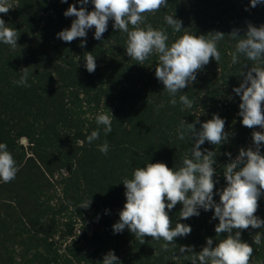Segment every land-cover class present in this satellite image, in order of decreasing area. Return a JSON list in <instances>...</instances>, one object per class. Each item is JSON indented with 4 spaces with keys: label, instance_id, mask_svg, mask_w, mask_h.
Masks as SVG:
<instances>
[{
    "label": "trees",
    "instance_id": "16d2710c",
    "mask_svg": "<svg viewBox=\"0 0 264 264\" xmlns=\"http://www.w3.org/2000/svg\"><path fill=\"white\" fill-rule=\"evenodd\" d=\"M10 3L13 8L0 13V18L17 31L18 39L15 48L0 42V143L7 145L19 171L9 183L0 180V264H102L109 251L121 264H191L190 254L179 253L180 246H191L198 253L207 238H213V246L225 238L226 233L215 232L219 220L212 218L214 210L201 208L199 216L183 220L180 203L166 209L172 226L179 222L192 231L175 238L176 245L167 251L161 248L162 239L146 236L141 244L127 228L114 233L113 225L126 203L123 179H131L134 170L147 163L163 162L177 169L186 155L191 158L194 144L190 134L178 138L181 122L198 118L199 130L214 114L225 120L227 142L215 146L205 141L201 150L216 152L213 199L219 203L218 192L227 186L226 154L234 160L241 148L253 146L254 131L264 132L242 125L241 99L233 89L243 81L241 71L246 73L256 62L239 55L232 64L230 53L238 40L227 34L238 29L243 36L249 23L264 25V3L253 8L250 0H167L159 11L145 14L140 26L164 30L169 45L185 33L209 39V33H225L217 42L220 61L210 58L196 73V81L176 94L175 105L155 76L158 56L151 55L143 65L128 57L127 34L114 29V21L109 20L101 40L94 39V27L88 29L86 45L80 47L85 38L70 43L57 38L76 19L64 12L70 5L79 9L78 0ZM86 8L94 9L91 0ZM167 15L182 21L180 32L166 23ZM89 52L97 65L92 73L85 67ZM23 68H28L29 86L15 83ZM181 95L193 101L192 108L180 102ZM101 113L113 115L107 135L96 123ZM97 129L99 139L89 144L87 136ZM105 141L107 154L99 151ZM90 200V206L82 208ZM255 215L264 220V193ZM77 220L93 227L91 253L73 244L63 247ZM240 232L241 240L253 247L250 264H264V228ZM257 232L262 234L259 245L253 242Z\"/></svg>",
    "mask_w": 264,
    "mask_h": 264
},
{
    "label": "clouds",
    "instance_id": "9594fccd",
    "mask_svg": "<svg viewBox=\"0 0 264 264\" xmlns=\"http://www.w3.org/2000/svg\"><path fill=\"white\" fill-rule=\"evenodd\" d=\"M61 2L66 3L67 0ZM78 2L81 5L79 9L70 5L64 12L66 17L74 16L76 19L70 28L59 32L57 38L69 43L77 38H85L80 44V47H84L88 29L94 27V39L101 40L109 20L114 21L113 28L127 34L128 57L143 65L151 55L158 56L155 76L163 83L164 90L173 97L170 101L172 105L177 103L176 94L196 81V73L210 62V58H214L217 63L221 59L217 42L224 39L225 33H209L210 39L205 35L185 33L169 45V37L164 30H156L151 24L140 26L146 20V13L159 11L167 4V0H91L94 5L92 11L86 8L89 0ZM262 3L264 0H250L253 8ZM12 8L10 0H0V13L7 14ZM165 21L174 32L181 31V20L167 15ZM129 25L132 26L131 30ZM227 35L238 40L235 51L230 53L232 64L238 62L239 55L256 62L246 73L241 71L243 81L233 89L241 99L239 115L242 117V125L250 129L257 126L264 129V67L261 66L264 61V25L256 27L249 23L243 36L239 35L238 29ZM17 39V31L8 27L0 18V42L15 48ZM85 61L87 71L94 72L97 65L91 52L85 53ZM20 72L23 75L15 83L18 86H29L28 68ZM179 100L186 108L193 107V101L187 95H181ZM112 118V114L110 116L106 113L96 116V123L104 126L105 135L112 132ZM196 123H199L198 118L193 123H186L185 120L181 122L182 130H178V138L183 140L186 134H190L194 144L191 147V158L186 155L177 169L169 168L163 162L147 163L145 167L136 168L131 179H123L126 203L119 213V221L113 225V231L121 233L127 228L135 238L140 239L141 244H144L146 236L154 240L162 239L165 243L161 248L167 251L169 245L175 244V238L185 237L192 231L191 226L179 222L173 227L168 211L180 203L182 209L179 218L186 220L199 216L201 208L205 211L214 210L212 218L219 220L215 232L217 236L226 233L225 238L215 246L213 238H207L206 245L198 253L191 246H180L179 253L190 254L188 258L191 264H250L253 247L241 240L240 230L264 228V220L255 215L258 200L264 193V155L261 154L264 132L254 131L253 146L241 148L234 160L231 159V153L226 154L230 157L223 171L227 186L218 192L217 203L213 199L216 152L207 149L202 151L201 145L205 141L215 146L221 145L227 142L229 134L224 131L225 120L218 114L203 122L199 130L195 127ZM99 137L100 131L97 129L87 136V141L91 144ZM108 149L106 141L99 146L103 154H107ZM18 171L7 145L0 143V180L9 183L16 178ZM90 203L91 200L82 208H88ZM261 239L262 234L257 232L254 244L259 245ZM102 264L121 262L114 251H109L104 255Z\"/></svg>",
    "mask_w": 264,
    "mask_h": 264
},
{
    "label": "rangeland",
    "instance_id": "374dc122",
    "mask_svg": "<svg viewBox=\"0 0 264 264\" xmlns=\"http://www.w3.org/2000/svg\"><path fill=\"white\" fill-rule=\"evenodd\" d=\"M22 143L24 145H27L26 140H23ZM92 233H93V227L90 224H85L80 220H77L75 224L74 232L70 236L69 240L63 244V247H65L68 244H73L77 248L91 253L93 250L92 247L93 243L91 240ZM73 264H77V263H73Z\"/></svg>",
    "mask_w": 264,
    "mask_h": 264
}]
</instances>
